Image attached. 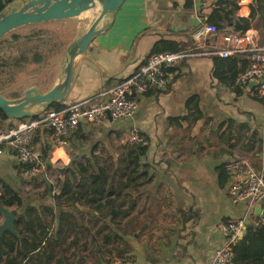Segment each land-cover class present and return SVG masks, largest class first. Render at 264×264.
<instances>
[{"label":"crops","instance_id":"0c3cea01","mask_svg":"<svg viewBox=\"0 0 264 264\" xmlns=\"http://www.w3.org/2000/svg\"><path fill=\"white\" fill-rule=\"evenodd\" d=\"M19 1L11 0L7 10ZM216 1L192 0L188 5L187 0H125L100 21L89 47L76 55L63 81L64 70L60 71L53 86L63 95L58 102L100 101V92L135 72L154 44L168 39L186 45L204 23L217 24L224 31L234 21L244 46L264 42V11L257 8L252 16L254 0H247V14L241 13L244 0H230L238 5L232 15ZM237 18L250 20L248 30L236 29ZM234 58L245 69V53ZM218 62L211 56L187 59L166 89L154 87L139 97L133 116L82 122L66 137L68 147L53 145L52 163L68 164L73 148L74 159L83 154L91 157L93 151L85 145L93 136L112 137L119 146L118 138L132 129L147 136L134 179L129 170V185L119 197H110L116 200L112 205L103 200L99 208V202L77 200L81 186L73 185L66 193L61 186L34 185L35 175L26 173L17 152L9 145L2 149L0 181L22 195L19 219L28 208L35 209L33 217L45 219L53 242L47 247V255L52 254L48 263L44 255L33 254L23 264H110V248L127 264H209L225 243V223L244 217L256 225L257 205L232 199L229 190L236 176L224 164L243 154L255 170L264 169V97L248 85L241 86L240 94L234 92L218 75ZM44 109L34 100L24 107L32 114ZM13 123L8 117L1 126ZM36 136L39 141L33 147L38 151L46 141L53 143L50 126H42ZM61 150L67 160L63 156L55 160Z\"/></svg>","mask_w":264,"mask_h":264},{"label":"trees","instance_id":"16d2710c","mask_svg":"<svg viewBox=\"0 0 264 264\" xmlns=\"http://www.w3.org/2000/svg\"><path fill=\"white\" fill-rule=\"evenodd\" d=\"M9 3L11 0H0V15L8 9ZM187 4L192 5V0H187ZM215 4L227 10L229 15H232L238 6L236 2L230 0H217ZM223 4H231L232 8L228 9ZM254 5L252 6V16L257 8L264 11V0H254ZM250 23L249 19L237 18L236 29L246 31L250 27ZM54 25H59V28ZM79 36L80 30L73 19L33 23L5 34L0 38V94L8 99L18 100L22 99L30 89H34L32 94H43L51 90L69 47ZM190 46L191 43L183 45L177 41L162 39L154 44L151 54L167 50H188ZM217 66L221 80L237 94L243 92L241 85L236 84L238 73L244 69V66L238 67L239 60L228 58L218 62ZM225 67H227V71L221 72L220 70ZM62 106L61 102H54L47 108L60 109ZM47 108L21 119H37L45 113ZM8 117V114L0 108V125H3L2 121ZM38 141L36 136L33 143ZM53 145L52 142L46 141L40 150L41 159L48 167L53 166L51 163ZM146 147H130L128 152L120 158L119 169L122 170L123 177L130 180L128 173L130 170L131 179H134L133 173H136L140 165L138 157L145 153ZM133 158L137 160L135 161ZM79 165L84 176L74 177L78 185L82 187L76 192L77 200L99 202V208H102L103 200L106 205H112L116 200L110 197L112 195L119 197L121 191L128 186V183L123 179H113V176L104 167L97 164L92 167L91 162L88 163V166H84L80 162ZM24 167L27 165L25 164ZM90 167H92V171L89 172ZM0 183H2L5 192L2 196L3 203L9 206L16 203L21 206L23 204L22 195L13 190L6 182L0 181ZM59 185L62 187V192L70 193L72 191L73 184L68 175H65L64 178L59 176ZM35 212L36 210L32 207L28 208L27 214L15 222L16 231L8 228L0 234V264H23L26 259L32 260L33 254L44 255L45 263L51 259L52 254L47 255V247H51L53 243L49 239V225L38 214L33 217ZM44 243L47 244L46 247L42 246ZM234 253L235 258L232 264H264V224L255 225L251 234L247 233L241 242L234 245Z\"/></svg>","mask_w":264,"mask_h":264},{"label":"built area","instance_id":"2783aa9c","mask_svg":"<svg viewBox=\"0 0 264 264\" xmlns=\"http://www.w3.org/2000/svg\"><path fill=\"white\" fill-rule=\"evenodd\" d=\"M243 36L235 30V22L226 25L221 31L217 24L204 23L193 34L188 50H167L151 54L135 72L99 94L100 101L85 100L63 104L60 109L49 107L37 119H14L10 126L0 125V152L11 146L19 159L27 165V174H47L41 159V152L33 147V139L42 126L53 129L55 147H68L67 136L82 122L101 123L112 119L133 116L139 108V97L154 87L165 88L178 75V66L190 58L211 56L217 60L234 58L245 53L247 64L236 78V84L246 86L252 80L264 79V42L253 41L246 46ZM253 89L264 97V83ZM118 141L125 147H138L148 144V138L137 129L123 133ZM225 170L235 174L229 193L234 201H248L264 210V169L255 170L243 154H238L224 164ZM264 224V215L259 214L255 223ZM250 221L235 218L223 225L225 243L219 246L209 264H232L235 258L234 245L241 242L247 234ZM110 264H127L116 253L109 251Z\"/></svg>","mask_w":264,"mask_h":264},{"label":"water","instance_id":"95a60500","mask_svg":"<svg viewBox=\"0 0 264 264\" xmlns=\"http://www.w3.org/2000/svg\"><path fill=\"white\" fill-rule=\"evenodd\" d=\"M124 1L125 0H21L18 4L22 3V7H18L17 4V6L12 7L10 11L6 10L0 15V38L19 27L50 20L75 18L90 9V7H100L101 10L91 26L83 35L76 39L79 41V50L76 55L82 54L87 50L92 39L96 35L100 21L108 14L120 9ZM73 63L74 59L70 62V69H72ZM260 83H264V79H261L260 82L252 80L249 82L248 86L253 89ZM33 91L34 89L28 90L26 95L18 100L8 99L0 94V108L8 114L9 117L21 119L33 115L24 110L27 101L34 100L36 103L42 104L47 108L50 104L58 102L63 98L62 93L56 88H52L43 94H32ZM58 171L60 177L64 178L66 168H58ZM256 211L264 215V210H262L261 206H257ZM113 213L115 212L113 211ZM4 214L6 217L4 229L14 228L15 215L8 210H5ZM253 230L254 226L250 225L247 233L251 234Z\"/></svg>","mask_w":264,"mask_h":264},{"label":"rangeland","instance_id":"374dc122","mask_svg":"<svg viewBox=\"0 0 264 264\" xmlns=\"http://www.w3.org/2000/svg\"><path fill=\"white\" fill-rule=\"evenodd\" d=\"M100 10L101 9H99V7H93V8L90 7V9L85 11L83 14L79 15L78 17H75L74 19L73 18H70V19H73L76 22L79 30L82 31L85 28H87V27L89 28L91 26L92 22L98 16ZM54 26L56 28H59V25H54ZM74 41L72 42L71 45H73L77 40L75 42ZM69 48H71V47H69ZM68 50H70V49H68ZM68 52L69 51H67V53L65 55L64 62L61 65L62 67L60 68V71L64 70V66H65V62H66ZM60 71L58 73V76L61 73ZM58 76H57V78H58ZM57 78L55 80H57ZM108 139L110 140L109 144H107ZM108 139L106 137H100L98 135V136H93V138L88 140L87 144L85 145V148L91 149L93 151L90 158H87L83 154L82 158L74 159V155L76 152H75V149L73 148L69 152L71 154L73 160L68 161L67 155L61 150L63 157H64V160H67L66 162H69V163L65 164L62 161H55V165H54V163H52V160H51V163L53 164V166L48 167L46 165V168H47V174L46 175L45 174H38V176H37V174H35L36 178L34 180V185H40L41 187L54 186L57 188L58 186H60L59 185L60 173L58 171V168L64 167V168H66L65 175L69 176V179L72 182V184L74 186H79L75 178H81L84 176V172L80 169L79 162L82 163L84 166H88V163L91 162L93 164L92 167H94L95 164H97L98 166L104 167L106 169V171L110 172V174L113 176V179H115V180L123 179V181L127 182L129 185L130 180L127 179L126 177H123L122 170L119 169L121 163H120V161H118V157L122 154H126L130 147H125L122 145L119 146L117 143H115V141H114L115 139L112 137H108ZM103 142H105V143H103ZM65 166H67V167H65ZM92 167H90L89 172L92 171V169H91ZM29 185L30 184H27L26 186H29ZM131 185H136V184L132 183ZM4 193H5L4 189L2 187H0V234L4 231V224H5V219H6L5 214H4L5 210H8L9 212H12L15 215V222L20 220L19 219L20 215L17 212L19 206L16 205V203H14V205H11V206L5 205L3 203V197H2L4 195ZM5 198H7L6 195H5ZM126 198H127V191H126L125 197H123V200H125ZM22 216L23 215L21 214V217ZM11 230L16 231L15 226ZM42 246L46 247L47 244L44 243V244H42Z\"/></svg>","mask_w":264,"mask_h":264},{"label":"bare ground","instance_id":"6f19581e","mask_svg":"<svg viewBox=\"0 0 264 264\" xmlns=\"http://www.w3.org/2000/svg\"><path fill=\"white\" fill-rule=\"evenodd\" d=\"M246 3H247V0H244L243 1V9L241 10V13L242 14H247L248 13V11H249V9H248V7H247V5H246ZM99 9H100V7H99ZM78 50H79V41H77V42H75L72 46H71V48H70V50H69V52H68V54H67V58H66V62H65V66H64V71H63V73H62V75H61V81H63L68 75H69V73H70V62L74 59L75 60V55H76V53L78 52ZM75 56V57H74ZM33 108V107H32ZM58 154V155H57ZM57 154H55V160L58 158V156H59V158H63V157H61V156H63V154H62V152L61 151H58V153Z\"/></svg>","mask_w":264,"mask_h":264}]
</instances>
